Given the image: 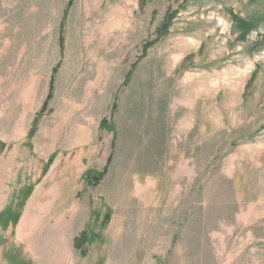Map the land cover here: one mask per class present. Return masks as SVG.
I'll use <instances>...</instances> for the list:
<instances>
[{
	"label": "rangeland",
	"instance_id": "374dc122",
	"mask_svg": "<svg viewBox=\"0 0 264 264\" xmlns=\"http://www.w3.org/2000/svg\"><path fill=\"white\" fill-rule=\"evenodd\" d=\"M0 264H264V0H0Z\"/></svg>",
	"mask_w": 264,
	"mask_h": 264
},
{
	"label": "trees",
	"instance_id": "16d2710c",
	"mask_svg": "<svg viewBox=\"0 0 264 264\" xmlns=\"http://www.w3.org/2000/svg\"><path fill=\"white\" fill-rule=\"evenodd\" d=\"M60 44L62 45V41L60 42Z\"/></svg>",
	"mask_w": 264,
	"mask_h": 264
}]
</instances>
